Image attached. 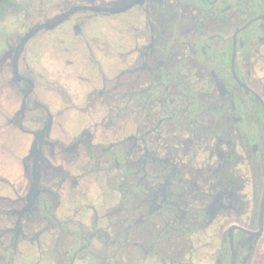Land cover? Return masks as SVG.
<instances>
[{
	"label": "flooded vegetation",
	"instance_id": "obj_1",
	"mask_svg": "<svg viewBox=\"0 0 264 264\" xmlns=\"http://www.w3.org/2000/svg\"><path fill=\"white\" fill-rule=\"evenodd\" d=\"M39 4L42 22L67 17L19 48ZM15 5L19 30H0V264H256L264 0Z\"/></svg>",
	"mask_w": 264,
	"mask_h": 264
},
{
	"label": "rangeland",
	"instance_id": "obj_2",
	"mask_svg": "<svg viewBox=\"0 0 264 264\" xmlns=\"http://www.w3.org/2000/svg\"><path fill=\"white\" fill-rule=\"evenodd\" d=\"M15 1H18V0H15ZM36 1L38 2L39 0H36ZM41 4H39L37 7H34V8H32V7L26 8L28 10V11H26V13L28 12L29 16L25 15V20L28 24H31L32 20L36 21L37 23L42 22L41 18H43L42 17L43 12L41 10H43V9L41 7L42 6ZM23 18H24V14L21 12L19 14L18 6L15 5L11 9L10 13L7 15L5 23L0 29L2 34L3 33L13 34V33L17 32V30H19V27H20V24H21ZM44 39H46L45 36H43V35L38 36L35 39L33 45H35L38 41L39 44L46 47ZM2 45H3V43L0 44V50L2 49ZM0 103H3L1 90H0ZM254 261L256 264H264V238L262 239L261 245L259 247L258 253H257Z\"/></svg>",
	"mask_w": 264,
	"mask_h": 264
},
{
	"label": "water",
	"instance_id": "obj_3",
	"mask_svg": "<svg viewBox=\"0 0 264 264\" xmlns=\"http://www.w3.org/2000/svg\"><path fill=\"white\" fill-rule=\"evenodd\" d=\"M98 9L104 10V11H109V12H115L117 10H120L117 8H113L111 6V4H109L107 6H102ZM66 17H67V14L56 15L52 18L46 19L45 21L40 22L37 25L33 26L22 36L21 41L19 43V48H23L25 46V44L32 37H34L40 30L54 28L57 25H59L60 23H62L66 19ZM263 213H264V201H263Z\"/></svg>",
	"mask_w": 264,
	"mask_h": 264
},
{
	"label": "trees",
	"instance_id": "obj_4",
	"mask_svg": "<svg viewBox=\"0 0 264 264\" xmlns=\"http://www.w3.org/2000/svg\"><path fill=\"white\" fill-rule=\"evenodd\" d=\"M11 0H0V29L4 25L7 15L10 13L9 3Z\"/></svg>",
	"mask_w": 264,
	"mask_h": 264
}]
</instances>
